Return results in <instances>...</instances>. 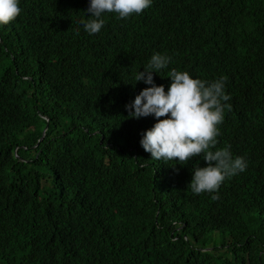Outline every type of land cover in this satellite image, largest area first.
<instances>
[{
    "label": "trees",
    "instance_id": "trees-1",
    "mask_svg": "<svg viewBox=\"0 0 264 264\" xmlns=\"http://www.w3.org/2000/svg\"><path fill=\"white\" fill-rule=\"evenodd\" d=\"M89 2L19 0L0 25V264H264V0H152L91 35ZM155 53L165 91L171 69L226 77L217 148L248 166L217 192L187 187L202 157L143 149L153 116L128 118Z\"/></svg>",
    "mask_w": 264,
    "mask_h": 264
},
{
    "label": "clouds",
    "instance_id": "clouds-1",
    "mask_svg": "<svg viewBox=\"0 0 264 264\" xmlns=\"http://www.w3.org/2000/svg\"><path fill=\"white\" fill-rule=\"evenodd\" d=\"M152 0H90L87 19L78 23L86 32L99 33L104 27L105 13L118 19H128L149 8ZM19 0H0V25H7L20 15ZM90 13L91 15H87ZM171 57L155 53L143 71L135 74L136 82L146 87L125 105L128 118L153 116L156 123L144 133L140 144L154 160L174 161L186 165L194 157H202L207 166H193V176L187 185L194 194L217 192L226 178L244 172L247 161L233 157L230 147L217 148L219 125L223 123L226 103L231 99L225 92L226 77L207 81L193 78L187 71L171 69L168 90L157 86L153 73L168 67ZM216 199V196L212 197Z\"/></svg>",
    "mask_w": 264,
    "mask_h": 264
},
{
    "label": "water",
    "instance_id": "water-1",
    "mask_svg": "<svg viewBox=\"0 0 264 264\" xmlns=\"http://www.w3.org/2000/svg\"><path fill=\"white\" fill-rule=\"evenodd\" d=\"M43 138H44V136H43ZM43 138H42V139H43ZM42 139H41V140H42Z\"/></svg>",
    "mask_w": 264,
    "mask_h": 264
}]
</instances>
